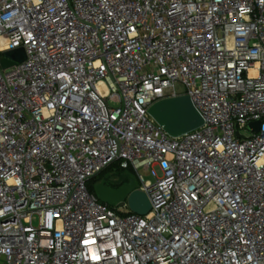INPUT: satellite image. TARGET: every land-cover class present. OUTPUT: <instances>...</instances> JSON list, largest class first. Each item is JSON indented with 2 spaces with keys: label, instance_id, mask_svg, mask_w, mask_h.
Returning <instances> with one entry per match:
<instances>
[{
  "label": "built area",
  "instance_id": "built-area-1",
  "mask_svg": "<svg viewBox=\"0 0 264 264\" xmlns=\"http://www.w3.org/2000/svg\"><path fill=\"white\" fill-rule=\"evenodd\" d=\"M18 49L0 264H264V0H0V58ZM178 96L203 125L172 138L149 108ZM115 163L147 215L88 191Z\"/></svg>",
  "mask_w": 264,
  "mask_h": 264
},
{
  "label": "water",
  "instance_id": "water-1",
  "mask_svg": "<svg viewBox=\"0 0 264 264\" xmlns=\"http://www.w3.org/2000/svg\"><path fill=\"white\" fill-rule=\"evenodd\" d=\"M24 60L23 51L18 49L2 53L0 65L5 70ZM149 114L172 138L180 137L203 125L201 116L193 107L188 96L161 100L149 108ZM249 127L257 132L259 122L250 123ZM109 183L118 187H109L107 185ZM95 195L101 203L117 208H121L126 202L129 211L139 216H145L151 210L149 199L145 193L136 189L135 180L129 173L104 177L95 187Z\"/></svg>",
  "mask_w": 264,
  "mask_h": 264
},
{
  "label": "rangeland",
  "instance_id": "rangeland-1",
  "mask_svg": "<svg viewBox=\"0 0 264 264\" xmlns=\"http://www.w3.org/2000/svg\"><path fill=\"white\" fill-rule=\"evenodd\" d=\"M181 87L179 86L178 87V90L179 91H181ZM108 169H109V171H111V173L112 172H114V171H116V170H118V163H115V164H113V165H111L110 167H108ZM140 174L143 176V178L145 179V180H152V178L149 176V174L148 173H146V172H140ZM87 186H88V189L91 191V193H94V191H95V187L97 186V183H96V181L94 180V179H92V180H90L89 182H88V184H87ZM93 191V192H92ZM120 213H122V214H124V213H126L127 212V210H125V209H120V210H118Z\"/></svg>",
  "mask_w": 264,
  "mask_h": 264
},
{
  "label": "trees",
  "instance_id": "trees-1",
  "mask_svg": "<svg viewBox=\"0 0 264 264\" xmlns=\"http://www.w3.org/2000/svg\"><path fill=\"white\" fill-rule=\"evenodd\" d=\"M119 171V173H122V170H118ZM106 173H110V174H112L111 173V171H109V169L108 168H106L105 170H103L100 174H98L97 176H95L94 178H92V179H94L95 181H96V183L98 184V183H100L101 181H102V179L103 178H100L99 179V177L101 176V175H103V174H106ZM128 173H131V171L129 170L128 171ZM132 174V173H131ZM91 179V180H92ZM88 184V183H87ZM87 189H88V186H87ZM88 191L91 193V191L88 189ZM93 192V191H92ZM91 194H94L95 195V191H94V193H91Z\"/></svg>",
  "mask_w": 264,
  "mask_h": 264
},
{
  "label": "flooded vegetation",
  "instance_id": "flooded-vegetation-1",
  "mask_svg": "<svg viewBox=\"0 0 264 264\" xmlns=\"http://www.w3.org/2000/svg\"><path fill=\"white\" fill-rule=\"evenodd\" d=\"M114 173L115 174H121V173H119V171L118 170H116V171H114ZM126 173H128V172H126ZM129 174H131V173H129ZM111 174L110 173H106V174H103V175H101L100 177H99V179L100 178H104V177H107V176H110ZM131 176H132V174H131ZM133 177V176H132ZM112 180V179H111ZM109 187H118V186H115V185H112V184H107Z\"/></svg>",
  "mask_w": 264,
  "mask_h": 264
}]
</instances>
